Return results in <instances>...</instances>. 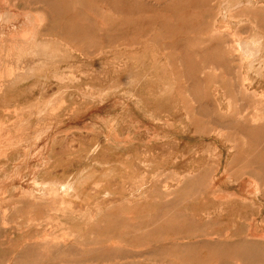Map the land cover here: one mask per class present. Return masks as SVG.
Returning a JSON list of instances; mask_svg holds the SVG:
<instances>
[{
	"label": "rangeland",
	"instance_id": "374dc122",
	"mask_svg": "<svg viewBox=\"0 0 264 264\" xmlns=\"http://www.w3.org/2000/svg\"><path fill=\"white\" fill-rule=\"evenodd\" d=\"M0 29L11 251L264 264V0H0Z\"/></svg>",
	"mask_w": 264,
	"mask_h": 264
},
{
	"label": "crops",
	"instance_id": "0c3cea01",
	"mask_svg": "<svg viewBox=\"0 0 264 264\" xmlns=\"http://www.w3.org/2000/svg\"><path fill=\"white\" fill-rule=\"evenodd\" d=\"M2 191V189H1ZM1 193V192H0ZM8 206V204H6ZM3 206V204H2ZM241 221V220H240ZM237 223L236 221H234ZM9 221L7 219V222L4 224V219L0 217V264H36L34 259L37 258V264H52L51 262H48L45 258H43L42 253L37 252V257L34 256V254H31V256L27 258H23V260L20 258V251H11V237L9 233ZM250 226V225H248ZM194 227H200L199 229H195L194 231H188V233L185 235V241L186 245H190L192 242L195 245H198L199 250L202 249V244L207 242V239L203 240L206 235H209L211 240L214 242L217 241V230L215 229H206V225H200L194 224ZM212 227L211 225L209 226ZM249 230L247 234H249ZM193 234L194 239L191 241L187 239V236H190ZM40 255V256H39ZM232 259H236L237 263L239 260H241V264H249L248 256L244 255L243 252H237L235 254V257L233 256ZM247 259V261H246ZM12 261V263H11ZM14 262V263H13Z\"/></svg>",
	"mask_w": 264,
	"mask_h": 264
},
{
	"label": "bare ground",
	"instance_id": "6f19581e",
	"mask_svg": "<svg viewBox=\"0 0 264 264\" xmlns=\"http://www.w3.org/2000/svg\"><path fill=\"white\" fill-rule=\"evenodd\" d=\"M229 5H230V4H229ZM229 5H228V6H229ZM230 6H231V5H230ZM228 8H229V7H228ZM10 15H12V14H10ZM17 15H18V14H17ZM28 15H29V14H28ZM5 16H7V15H5ZM10 17H11V16H10ZM10 17H9V18H10ZM14 17H16V16H14ZM14 17H13V18L11 17V18L14 19ZM26 18H27V17H26ZM35 18H36V17H35ZM17 19H18V18H17ZM28 19H29V18H28ZM3 20H5V19H3ZM9 20H10V19H9ZM27 21H28V20H27ZM5 22H6V21H5ZM33 22H34V21H33ZM28 23H29V22H28ZM34 23H35V22H34ZM34 23H33V24H34ZM30 24H31V23H30ZM33 24H32V25H33ZM35 25H36V24H35ZM0 30H1V29H0ZM2 31H3V30H2ZM17 32H18V31H17ZM19 32H20V31H19ZM1 34H2V33H1ZM1 36H3V35H1ZM32 36H33V35H32ZM33 37H34V36H33ZM35 37H36V36H35ZM9 38H10V37H9ZM3 39H4V38H3ZM7 39H8V38H7ZM4 40H5V39H4ZM10 40H12V39H10ZM22 40H23V38H22ZM25 40H26V39H25ZM25 40H24V41H25ZM6 42H7V41H6ZM9 42H10V41H9ZM19 42H20V41H19ZM28 42H29V41H28ZM31 42H32V41H31ZM4 43H5V42H4ZM16 43H17V42H16ZM1 45H2V44H1ZM9 45H10V44H9ZM14 45H15V44H14ZM22 46H23V45H22ZM25 46H26V45H25ZM38 46H39V45H38ZM38 46H37V47H38ZM236 46H237V44L235 45V48H236ZM0 47H1V46H0ZM4 47H6V46H4ZM10 47H11V46H10ZM45 47H47V46H45ZM45 47H44V48H45ZM238 47H239V46H238ZM238 47H237V48H238ZM8 48H9V47H8ZM38 48H39V47H38ZM38 48H37V49H38ZM237 48H236V49H237ZM2 49H3V45H2ZM4 49H5V48H4ZM31 49H32V48H31ZM41 49H42V48L40 47V50H41ZM48 49H51V48H48ZM239 49H240V48H239ZM6 50H8V49H6ZM28 50H30V47H29ZM55 50H56V49H55ZM2 51H3V50H2ZM16 51H17V50H16ZM22 51H24V50L22 49ZM25 51H26V49H25ZM32 51H35V52H36V50H31V52H32ZM50 51H51V50H50ZM52 51H53V50H52ZM38 52L41 53V51H38ZM3 53H4V52H3ZM32 53H34V52H32ZM50 53H51V52H50ZM59 53H60V52H59ZM29 54H30V53H29ZM36 54H37V53H36ZM56 54H57V53H56ZM62 54H63V52H62ZM1 55H3V54H1ZM11 55H12V54H11ZM11 55H10L9 57H11ZM44 55H45V54H44ZM60 55H61V54H60ZM5 56H6V55H5ZM12 56H13V55H12ZM15 56H16V53H15ZM20 57H21V56H20ZM32 57H33V55H32ZM34 57H35V56H34ZM42 57H43V56H42ZM56 57H57V56H56ZM246 57H247V56H246ZM1 58H2V57H1ZM26 58H27V57H26ZM26 58H25V59H26ZM39 58H40V57H39ZM21 59H22V58H21ZM3 60H4V56H3ZM19 60H20V59H19ZM26 60H27V59H26ZM33 60H34V59H33ZM43 60H44V59H43ZM5 62H6V60H5ZM9 62H10V61H9ZM11 62H13V61H11ZM39 62H40V61H39ZM46 62H47V61H46ZM64 62H65V61H64ZM64 62H63V63H64ZM13 63H14V62H13ZM17 63H18V61H17ZM22 63H23V62H22ZM22 63H21V65H23ZM26 63H27V62H26ZM60 64H61V63H60ZM58 65H59V64H58ZM82 66H83V65H82ZM3 68H4V67H3ZM11 68H12V67H11ZM50 68H51V67H50ZM6 69L12 70V69H10L9 67L6 68ZM6 69H5V70H6ZM22 70H23V69H22ZM0 71H1V70H0ZM4 72H5V71H4ZM6 72H8V71H6ZM15 72H16V70H15ZM25 72H26V71H25ZM30 72H32V71H30ZM30 72H29V73H30ZM11 73H12V72H11ZM4 74H5V73H4ZM0 75H3V74H0ZM71 75H72V74H71ZM5 76H6V74H5ZM16 76H17V75H16ZM1 77H2V76H0V78H1ZM26 77H27V76H26ZM0 80H2V79H0ZM14 80H15V79H14ZM4 81H5V80H4ZM17 82H18V81H17ZM4 83H6V82H4ZM11 83H12V82H11ZM14 83H15V82H14ZM14 83H13V84H14ZM17 84H18V83H17ZM4 85H5V84H4ZM12 87H13V86H12ZM6 89H7V88H6ZM63 89H64V88H63ZM68 89H69V88H68ZM64 90H65V89H64ZM66 90H67V89H66ZM61 91H63V90H61ZM63 92H64V91H63ZM66 92H67V91H66ZM85 92H87V90H86ZM61 93H62V92H61ZM57 96H58V95H57ZM83 96H85V95H83ZM60 97H61V94H60ZM52 98H53V97H52ZM50 99H51V98H50ZM53 100H54V98H53ZM48 101H49V100H48ZM54 104H55V103H54ZM28 106H29V105H28ZM37 106H38V105H37ZM51 106H52V105H51ZM66 106H67V105H66ZM30 107H31V106H30ZM39 108H40V107H39ZM23 109H24V108H23ZM27 109H28V108H27ZM29 109H30V108H29ZM48 109H49V108H48ZM34 110H35V109H34ZM14 111H15V110H14ZM26 111H27V110H26ZM24 113H25V112H24ZM33 113H34V112H33ZM59 113H60V112H59ZM18 114H20V113H18ZM40 114H41V113H40ZM255 115H256V114H255ZM29 117H31V116H29ZM259 118H260V117H259ZM29 119H30V118H29ZM31 119H32V118H31ZM64 119H65V118H64ZM15 121H16V120H15ZM60 121H61V120H60ZM62 121H63V120H62ZM254 121H256V120H254ZM258 121H259V120H258ZM0 122H1V121H0ZM56 122H57V121H56ZM1 123H2V122H1ZM15 123H16V122H15ZM13 124H14V123H13ZM18 124H19V123H18ZM5 125H6V124H5ZM11 125H12V124H11ZM11 125H10V126H11ZM25 125H26V124H25ZM2 126H3V125H2ZM23 126H24V125H23ZM5 127H6V126H5ZM52 127H53V126H52ZM2 128H3V127H2ZM2 128H1V129H2ZM27 128H28V127H27ZM5 129H6V128H5ZM9 129H10V128H9ZM19 129H20V128H19ZM22 129H23V128H22ZM29 129H30V128H29ZM7 130H8V129H6V131H7ZM16 130H17V129H16ZM30 130H31V129H30ZM21 131H22V130H21ZM35 131H36V130H35ZM2 132H3V131H2ZM19 132H20V131H19ZM5 133H7V132H5ZM17 133H18V132H17ZM3 134H4V133H3ZM30 135H31V134H30ZM19 136H21V135H19ZM7 137H8V136H7ZM30 137H32V136H30ZM10 138H11V137H10ZM10 138H9V139H10ZM15 139H16V138H15ZM15 139H14V140H15ZM17 140H18V139H17ZM33 140H34V139H33ZM12 141H13V140H12ZM26 141H28V140H26ZM6 142H7V141H6ZM22 142H23V139H22ZM24 142H25V141H24ZM214 143H215V142H214ZM11 144H12V143H11ZM23 144H24V143H23ZM23 144H22V145H23ZM2 145H3V144H2ZM0 146H1V145H0ZM4 148H5V147H4ZM30 148H32V147H30ZM28 154H29V153H28ZM33 154H34V153H33ZM20 157H21V156H20ZM22 157H23V156H22ZM22 157H21V158H22ZM18 159H19V158H18ZM227 162H228V161H227ZM199 164H200V163H199ZM32 167H33V166H32ZM192 169H193V168H192ZM5 171H6V170H5ZM3 172H4V170H3ZM13 172H14V171H13ZM24 172H25V171H24ZM194 173H195V172H194ZM221 177H222V176H221ZM219 181H220V180H219ZM75 182H76V181H75ZM225 182H226V181H225ZM255 183H256V182H255ZM35 184H36V183H35ZM214 184H215V183H214ZM224 184H225V183H224ZM253 184H254V183H253ZM63 185H64L63 188L66 189L67 191L70 190V189H72V187H73V186H71V185H72L71 183L68 184L67 182H66V183L64 182ZM251 185H252V184H251ZM82 187H83V186H82ZM256 188H257V186H256ZM73 191H74V190H73ZM71 192H72V191H71ZM78 193H79V191L77 192V194H78ZM73 195H74V194H73ZM81 195H82V194H81ZM77 198H78V196H77ZM78 199H79V198H78ZM20 258H21V257H20ZM11 263H12V261H11ZM13 263H14V262H13Z\"/></svg>",
	"mask_w": 264,
	"mask_h": 264
}]
</instances>
